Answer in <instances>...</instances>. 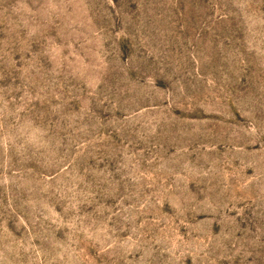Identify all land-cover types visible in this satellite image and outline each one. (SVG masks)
<instances>
[{
	"label": "rangeland",
	"instance_id": "obj_1",
	"mask_svg": "<svg viewBox=\"0 0 264 264\" xmlns=\"http://www.w3.org/2000/svg\"><path fill=\"white\" fill-rule=\"evenodd\" d=\"M0 264H264V0H0Z\"/></svg>",
	"mask_w": 264,
	"mask_h": 264
}]
</instances>
